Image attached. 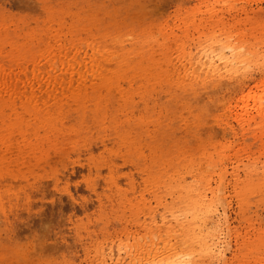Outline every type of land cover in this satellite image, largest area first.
I'll return each mask as SVG.
<instances>
[{
  "label": "rangeland",
  "instance_id": "1",
  "mask_svg": "<svg viewBox=\"0 0 264 264\" xmlns=\"http://www.w3.org/2000/svg\"><path fill=\"white\" fill-rule=\"evenodd\" d=\"M0 83V264H264V0H0Z\"/></svg>",
  "mask_w": 264,
  "mask_h": 264
},
{
  "label": "bare ground",
  "instance_id": "2",
  "mask_svg": "<svg viewBox=\"0 0 264 264\" xmlns=\"http://www.w3.org/2000/svg\"><path fill=\"white\" fill-rule=\"evenodd\" d=\"M2 83V82H1ZM0 83V84H1ZM4 83V82H3ZM5 85V84H4ZM3 84H1V86H4ZM264 87V85L262 86V88ZM4 88H5V86H4ZM3 88V89H4ZM7 88V87H6ZM8 96H9V98H11L12 99V97H14L15 95H14V93L12 92V90L11 91H9L8 93ZM21 96V95H20ZM264 96V95H263ZM249 97V96H248ZM19 98V97H18ZM20 99V98H19ZM250 99V98H249ZM25 100V99H24ZM20 101V100H19ZM264 104V103H263ZM262 106V105H261ZM264 106V105H263ZM263 112V111H262ZM39 113V115H43V112H38Z\"/></svg>",
  "mask_w": 264,
  "mask_h": 264
}]
</instances>
